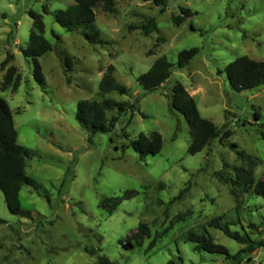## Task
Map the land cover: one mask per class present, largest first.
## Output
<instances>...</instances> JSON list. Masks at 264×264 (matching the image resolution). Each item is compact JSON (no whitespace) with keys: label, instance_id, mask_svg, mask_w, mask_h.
Returning a JSON list of instances; mask_svg holds the SVG:
<instances>
[{"label":"rangeland","instance_id":"rangeland-1","mask_svg":"<svg viewBox=\"0 0 264 264\" xmlns=\"http://www.w3.org/2000/svg\"><path fill=\"white\" fill-rule=\"evenodd\" d=\"M72 3L0 0V64L6 53L13 56L0 71V98L12 113L17 143L32 153L25 173L37 186L19 192L29 218L10 214L0 192L5 222L0 224V264H97L100 256L114 264H235L221 253L195 251L196 243L187 240L190 232L209 236L229 255L238 253L243 245L208 226L217 217L230 230L263 242L250 255L252 261L242 254L241 264L263 262L264 196L254 186L264 180V84L235 92L225 66L240 56L264 61V0H167L163 8L114 0L111 14L102 6L95 9L100 42L94 45L84 38L92 31L68 32L54 21V13ZM180 8L193 15L176 26L172 16ZM30 12L41 15L43 36L51 46L38 58L43 85L32 76L31 59L19 52L28 44ZM149 18L158 32L143 35L138 27ZM191 48L198 54L177 68L178 53ZM161 56L172 64V73L160 87L144 92L136 79ZM109 65L127 94L99 92ZM10 66L19 76L16 90L2 88ZM176 83L192 96L201 117L231 135L187 154L190 127L170 103ZM106 99L134 108L108 112V119L117 118L113 129L88 141L89 133L75 120L76 105ZM153 132L161 136L162 148L139 160L128 145ZM231 144L256 161L252 186L245 185L240 171L237 175L243 164ZM125 191L135 194L123 199ZM111 198L120 199L113 211ZM140 224L149 227L150 236L137 241L132 235Z\"/></svg>","mask_w":264,"mask_h":264},{"label":"trees","instance_id":"trees-1","mask_svg":"<svg viewBox=\"0 0 264 264\" xmlns=\"http://www.w3.org/2000/svg\"><path fill=\"white\" fill-rule=\"evenodd\" d=\"M137 1L143 3L150 2L155 6L163 8L167 0ZM72 2L64 10H58L54 13V21L68 32L77 31L80 27L86 28L92 32L89 34L84 33L85 40L92 45L99 43L98 32L94 29L96 18L95 9L98 6H102L105 12L111 14L115 11L114 0H72ZM43 12L48 13V9L43 7ZM192 15L193 13L189 9L180 8L179 15L172 16V22L178 26L185 18ZM29 16L32 19V28L29 33L28 44L25 47L19 48V52L24 58L31 59L33 64L32 76L37 83L43 85L45 79L38 58L51 51V46L43 36L44 25L41 15L30 12ZM134 28L136 27H130V29ZM138 28L142 31L143 35L158 32L154 18L147 19ZM198 52L197 48L180 51L177 55V68L181 69L186 67ZM12 58V54L6 53L5 59L0 64V71L10 63ZM113 72L114 67L109 65L99 82V92L101 94L110 92H116L119 95L127 94V89L116 83ZM171 73L172 64L165 56H161L154 61L147 72L141 74L136 79V82L144 92H149L166 82ZM225 74L230 88L235 92L256 89L264 84V61H256L247 56H240L225 66ZM9 86L13 90H16L19 86V76L16 75V69L13 66L7 69L2 82V88L6 89ZM170 103L171 108L181 114L190 127L191 140L187 148V154L194 155L204 149V147L209 146L212 140L218 138L220 142H223V140L231 135L230 131H225L222 134L220 129L211 121L200 116L194 99L188 94L182 84L176 83L173 86ZM133 108L134 105L128 102H117L112 99L102 100L101 102L82 100L76 105L75 120L82 129L89 133L88 141H90V137L96 133H107L113 129L117 118L112 117L108 119L106 116L108 112L116 110L120 114ZM255 118L257 120L261 118V114L258 111L255 112ZM262 126L264 127V124ZM128 146L137 153L139 160H144L147 156H154L160 152L162 139L156 132L148 136L141 134L132 140ZM230 148L243 164V167L236 169L238 172L237 175L240 174V171L242 177L245 179V185L252 186V176L256 161L244 151L239 150L236 144H231ZM31 155L32 153L28 149L17 143V133L14 128L12 113L6 101L0 98V192L3 195L8 212L23 218H29L30 214L21 209L19 192L24 186L34 190L37 189L34 180L25 173L26 161ZM218 174L222 173L220 172ZM221 179L227 180L224 178ZM186 192L187 187L181 190L175 199L181 198ZM254 192L264 196V180L255 184ZM134 194V191H125L123 199H130ZM107 200L113 201L112 211L120 202L119 198ZM4 223L0 219V224ZM208 226L220 230L226 237L243 245V247L238 253L229 255L223 246L213 243L209 236L205 237L190 232L188 233L187 240L196 243L193 248L195 251L203 250L209 253H221L226 255L227 258L234 260L235 264H241L242 254H248V261H252L250 255L254 254L258 248L263 246L262 241H251L247 235L242 236L238 232L230 230L228 225L221 222L220 217L212 219ZM149 236V227L146 224H140L136 228V232L132 235V238L138 241ZM136 242V245H140L139 242ZM154 242L152 240L149 243V249L154 246ZM125 247H132V245L127 244ZM97 264L114 263L110 262L106 257L100 256L98 257ZM168 264L175 263L169 260ZM259 264H264V260Z\"/></svg>","mask_w":264,"mask_h":264}]
</instances>
